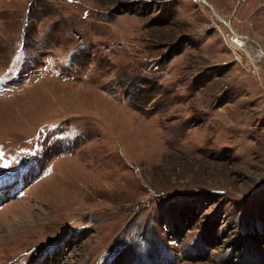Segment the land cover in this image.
I'll return each mask as SVG.
<instances>
[{
    "label": "rangeland",
    "instance_id": "1",
    "mask_svg": "<svg viewBox=\"0 0 264 264\" xmlns=\"http://www.w3.org/2000/svg\"><path fill=\"white\" fill-rule=\"evenodd\" d=\"M231 30L264 53V0H0V264H264Z\"/></svg>",
    "mask_w": 264,
    "mask_h": 264
},
{
    "label": "bare ground",
    "instance_id": "2",
    "mask_svg": "<svg viewBox=\"0 0 264 264\" xmlns=\"http://www.w3.org/2000/svg\"><path fill=\"white\" fill-rule=\"evenodd\" d=\"M234 33V32H233ZM233 33L231 39H229V47L234 53L244 52L247 55L251 65H255L258 62V59L264 55V53L260 50V48L249 40L245 39V37L240 36L233 38ZM231 44V45H230ZM238 50V51H237Z\"/></svg>",
    "mask_w": 264,
    "mask_h": 264
},
{
    "label": "trees",
    "instance_id": "3",
    "mask_svg": "<svg viewBox=\"0 0 264 264\" xmlns=\"http://www.w3.org/2000/svg\"><path fill=\"white\" fill-rule=\"evenodd\" d=\"M215 234H216V233H215ZM201 240H202V239H201ZM201 240H199V241L197 242V249H198V246L200 247L201 245H204V246L207 247V245H206L207 242H205L206 240H204V241H201ZM136 245H137V244H136ZM245 245H246V241L243 240L241 248H244ZM235 258H236V257H235ZM134 263H135V262H134ZM229 264H238V263H234L233 261H231V262H229Z\"/></svg>",
    "mask_w": 264,
    "mask_h": 264
},
{
    "label": "snow or ice",
    "instance_id": "4",
    "mask_svg": "<svg viewBox=\"0 0 264 264\" xmlns=\"http://www.w3.org/2000/svg\"><path fill=\"white\" fill-rule=\"evenodd\" d=\"M9 165L7 163L0 164V174H2V169L8 168Z\"/></svg>",
    "mask_w": 264,
    "mask_h": 264
},
{
    "label": "built area",
    "instance_id": "5",
    "mask_svg": "<svg viewBox=\"0 0 264 264\" xmlns=\"http://www.w3.org/2000/svg\"><path fill=\"white\" fill-rule=\"evenodd\" d=\"M212 14L216 17V15H215V13H213V11H212ZM233 32H234V31L231 30L230 35L228 36V41H229V39H231V36H232V33H233ZM235 33L238 34V35L243 36L242 34H239V33H237V32H235Z\"/></svg>",
    "mask_w": 264,
    "mask_h": 264
}]
</instances>
